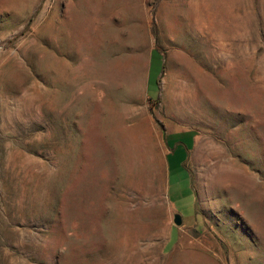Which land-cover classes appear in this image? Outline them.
I'll return each mask as SVG.
<instances>
[{"label":"rangeland","instance_id":"obj_1","mask_svg":"<svg viewBox=\"0 0 264 264\" xmlns=\"http://www.w3.org/2000/svg\"><path fill=\"white\" fill-rule=\"evenodd\" d=\"M0 264H264V0H0Z\"/></svg>","mask_w":264,"mask_h":264},{"label":"water","instance_id":"obj_2","mask_svg":"<svg viewBox=\"0 0 264 264\" xmlns=\"http://www.w3.org/2000/svg\"><path fill=\"white\" fill-rule=\"evenodd\" d=\"M174 223L176 225H181L182 224V218H181L180 214H178V213L174 214Z\"/></svg>","mask_w":264,"mask_h":264},{"label":"bare ground","instance_id":"obj_3","mask_svg":"<svg viewBox=\"0 0 264 264\" xmlns=\"http://www.w3.org/2000/svg\"><path fill=\"white\" fill-rule=\"evenodd\" d=\"M57 36H58L59 38L63 37L62 32L57 33Z\"/></svg>","mask_w":264,"mask_h":264}]
</instances>
